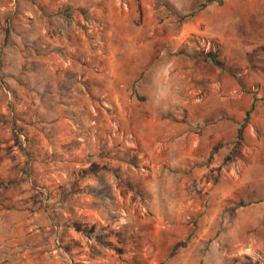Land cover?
<instances>
[{
	"label": "clouds",
	"instance_id": "obj_1",
	"mask_svg": "<svg viewBox=\"0 0 264 264\" xmlns=\"http://www.w3.org/2000/svg\"><path fill=\"white\" fill-rule=\"evenodd\" d=\"M149 262L264 264V0H0V264Z\"/></svg>",
	"mask_w": 264,
	"mask_h": 264
},
{
	"label": "rangeland",
	"instance_id": "obj_2",
	"mask_svg": "<svg viewBox=\"0 0 264 264\" xmlns=\"http://www.w3.org/2000/svg\"><path fill=\"white\" fill-rule=\"evenodd\" d=\"M9 2H11V0H9ZM111 2H112V0H109V3H111ZM108 10H109L110 12L112 11L111 8H109ZM20 15H21V13L19 12V9H18V10H17V13H16V16H15V23L13 22V17H11V16H9V17H5V18L3 19V22L6 23V24H8V28L5 29V33H6V35L9 34V33L12 32V31H14V30L17 29V28H21V29H22V27H23V23H24V22H23L22 20L19 19ZM29 19H30V18H29ZM69 19H72V17H69ZM84 20H85V16H84V14H81V20H80V23H83ZM65 22L67 23L68 21H65ZM73 35H75V38H76L77 40H79V41H84V42H86L87 39H88V37H86V36L83 35V34H73ZM64 38H66V37H65V34H64L63 31H60V30H56V31L52 32V33L48 36V39L54 42L56 48H59V47H60V44L57 43V42L60 41L61 39H64ZM49 47L51 48V47H53V45H49ZM34 51H35L37 54H39V52L41 51V49L38 48V49H35ZM35 62H36V61H33V60L31 59V55H30V56H29V59H28V63H29V64H32V63H35ZM44 63H47V58H44ZM57 74H59V73H57ZM149 264H151V262H149Z\"/></svg>",
	"mask_w": 264,
	"mask_h": 264
}]
</instances>
